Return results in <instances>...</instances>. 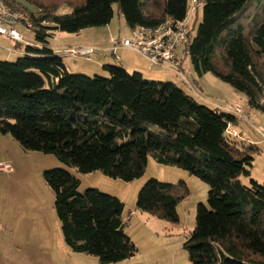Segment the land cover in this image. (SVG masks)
<instances>
[{
	"label": "trees",
	"instance_id": "obj_1",
	"mask_svg": "<svg viewBox=\"0 0 264 264\" xmlns=\"http://www.w3.org/2000/svg\"><path fill=\"white\" fill-rule=\"evenodd\" d=\"M4 1L32 22L33 43L14 62L0 60V134L80 174L131 182L143 175L149 156L184 170L208 188L182 243L188 262L264 264V184L240 179L250 176L256 149L237 131L238 118L200 104L173 82L148 80L120 65H104L106 76L71 74L48 47L54 32L107 25L113 4L133 29L167 17L183 20L190 0H23L33 11ZM252 1L201 0L196 32L181 47L195 76L211 74L264 114V0H255L248 14ZM61 5L70 11L58 14ZM227 123L239 138L226 133ZM42 179L71 253L117 264L138 252L118 198L94 188L79 193V180L60 168L44 170ZM188 194L182 181L149 179L138 191L136 210L176 224Z\"/></svg>",
	"mask_w": 264,
	"mask_h": 264
},
{
	"label": "rangeland",
	"instance_id": "obj_2",
	"mask_svg": "<svg viewBox=\"0 0 264 264\" xmlns=\"http://www.w3.org/2000/svg\"><path fill=\"white\" fill-rule=\"evenodd\" d=\"M14 1L29 10L34 9L23 0ZM252 7H255V0L251 2L248 14L254 12ZM67 11H70L69 7L61 5L57 13ZM201 15L202 5L198 7L189 23L191 35L195 34ZM15 28L22 33L23 41L19 44L6 38H0V60L2 61L14 62L20 55L17 52L8 53L4 51V48L23 51L25 42L33 43L30 30L23 25H16ZM127 29L117 5L113 4V17L107 25L86 28L73 34L54 32L53 37L48 40V47L62 59L67 56L65 60L71 74L88 77L106 76V72L102 69L97 67L95 69L94 64L102 56L99 52L95 51L89 57L77 56L75 58H68L66 53L69 49L85 47V45L79 46L78 44L91 43L101 39L104 35H106L104 38L107 37L108 30L113 33L110 34L111 37L122 39ZM225 34L226 32L223 36ZM110 60L114 61L112 58ZM141 61L154 70H164L163 72L168 73L167 78L151 77L148 80L173 82L185 92L193 95L200 104L217 108L222 112L227 108H240L242 118L238 119L236 129L244 140L251 141L256 149L252 154L250 176L240 179L244 185L248 184L249 178L259 184H264V145L260 142L257 133V130H264V114L251 109L243 93L236 91L211 74H206L201 82L197 76L191 78L190 75L193 73L187 56L182 59L183 70L181 71L190 83L189 86L197 94H194L185 81L174 72L153 66L146 59ZM74 64H77V68ZM115 65L120 64L115 63ZM193 79L198 81L197 84L200 86L194 84ZM0 161L10 163L13 169L12 173H0V264H100L96 258L71 253L65 246L53 207V194L42 179V172L51 168L66 170L75 176L80 182L79 193L94 188L115 196L123 203V218L129 219L126 232L138 250L133 256L135 260L144 264H190L182 249V243L194 227L197 204L206 202L208 188L205 183L189 175L188 172L176 167L159 165L149 156L143 175L131 182L111 179L100 172L80 174L74 168L59 162L53 155L23 151L9 135L1 134ZM167 177L169 181L167 183L176 184L182 181L189 190L188 196L177 207L179 222L176 224L156 219L136 210V199L140 188L149 179L166 182ZM140 214L145 217H141ZM147 234L151 235L147 237ZM156 241L158 244L152 246Z\"/></svg>",
	"mask_w": 264,
	"mask_h": 264
},
{
	"label": "built area",
	"instance_id": "obj_3",
	"mask_svg": "<svg viewBox=\"0 0 264 264\" xmlns=\"http://www.w3.org/2000/svg\"><path fill=\"white\" fill-rule=\"evenodd\" d=\"M201 5V0H190L188 13L183 20L174 21L172 18L167 17L162 23L154 27L137 26L130 29L129 36L120 39L118 44L123 48L139 53L151 65L174 72L187 82L178 67L177 62L180 59L178 50L189 34V23L192 16ZM16 25H23L27 30H31L33 27L27 16L8 6L4 0H0V38L9 39L14 43H22V33L15 28ZM112 42L117 43L116 40H112ZM25 43L26 45H32L29 42ZM34 46H38V44H34ZM4 50L8 53L16 52L15 48H4ZM95 51L96 49L93 47H79L77 49H69L67 54L73 58L77 56L89 57ZM114 58L119 60L116 55ZM190 90L197 94L191 87ZM225 112L238 119L242 118V110L240 108H227ZM226 133L239 138L238 132L232 128L231 123H227ZM257 133L260 137V142L264 145V130H257ZM248 142L252 144L251 141ZM12 170V166L8 162L0 164V172H12Z\"/></svg>",
	"mask_w": 264,
	"mask_h": 264
},
{
	"label": "crops",
	"instance_id": "obj_4",
	"mask_svg": "<svg viewBox=\"0 0 264 264\" xmlns=\"http://www.w3.org/2000/svg\"><path fill=\"white\" fill-rule=\"evenodd\" d=\"M67 13H68V11L67 12H62V13H59V14L63 15V14H67ZM104 29H106V28H104ZM103 31H106V30H103ZM110 34H113V33H111L110 30H108L107 31V37H105V38H104V36H106V35H104L101 39L92 41L91 43L78 44L79 46H84L85 45V47H93V48L96 49L97 52H99L102 55L101 58L99 59V61L97 60L96 64H94L95 65V69L97 67V68L102 69V71H104L103 70V66L104 65H108V64H114L115 65V63H119L120 66H122L128 72L137 71V72L141 73V75L144 78H147V79L151 78V77L167 78L168 73L163 72L164 70H154L153 68H151L150 66L146 65L145 63L143 64V62L141 60L142 59L145 60V58L142 55H140L139 53H137L135 51H132V50H129V49L121 47L118 44V41L120 39H115L114 37H111L112 35H110ZM129 34H130V29L128 28L127 31H125V35L123 37H121V38H126V37L129 36ZM111 39H115L117 41V43H113L111 41ZM16 52L18 54H20L19 56H21L23 54V51L16 50ZM178 54H179V57H180V59L177 62L178 63V67L180 68V70H183V68H182L183 61H182V59H184L185 55L182 52V47L178 50ZM115 55L119 58V60H116L114 58ZM109 57L114 59V61H111ZM65 58H63V62L65 64L67 70H69L68 69V63L66 62ZM68 58H71V56L68 55ZM74 66L76 67L77 64H74ZM192 73H193V71H192ZM192 76L195 77L194 73L190 75L191 78H193ZM205 77H206V75H203L202 77L197 78V79L199 80V82H201V81H203V79ZM186 81H187V78H186ZM187 83H189V82L187 81ZM187 83H186V85L189 87L190 83L189 84H187ZM193 83L197 84L198 81L193 79ZM198 85L199 84H197V86ZM0 163H1V161H0ZM167 171H169V170H167ZM0 173H12V172H0ZM167 176H168V172H167ZM165 181L169 182L168 181V177H167V179ZM140 215H141V217H145V216H143V214H140ZM124 221H125V224H126L125 225V231H126L127 222L129 221V219L127 217H125ZM127 235H128V233H127ZM150 235L151 234H147V237L150 236ZM131 240H132V238H131ZM157 244H158V241H156L154 244H152V246H156ZM117 264H144V263L141 262V261L135 260L134 257H131V258H129V259L123 261V262L117 263Z\"/></svg>",
	"mask_w": 264,
	"mask_h": 264
}]
</instances>
